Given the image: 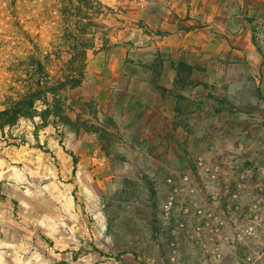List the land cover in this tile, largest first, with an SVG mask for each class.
I'll return each instance as SVG.
<instances>
[{
    "label": "rangeland",
    "instance_id": "1",
    "mask_svg": "<svg viewBox=\"0 0 264 264\" xmlns=\"http://www.w3.org/2000/svg\"><path fill=\"white\" fill-rule=\"evenodd\" d=\"M150 1L0 0V111L39 78L62 84L59 117L45 126L40 102L35 118L0 132V264H264V212L254 237L239 230L263 172L237 151L232 175L211 168L217 180L206 183L197 162L226 163L214 146L225 134L188 146V115L204 98L221 103L210 86L224 72L153 53ZM158 96L166 119L154 129ZM184 176L196 194H177Z\"/></svg>",
    "mask_w": 264,
    "mask_h": 264
},
{
    "label": "crops",
    "instance_id": "2",
    "mask_svg": "<svg viewBox=\"0 0 264 264\" xmlns=\"http://www.w3.org/2000/svg\"><path fill=\"white\" fill-rule=\"evenodd\" d=\"M143 19L153 35V53L179 59L193 71L224 72L210 86L213 91L221 87V103L213 110L204 98L200 109L188 115V146L202 148L221 128L225 135L214 146L232 143L264 174V0H151ZM233 76L237 80L231 82ZM201 80L208 85L203 75ZM151 109L157 118L153 128L158 129V122L166 119L159 96ZM145 111L142 107L137 118ZM172 119L161 124L169 148L175 146ZM205 131L209 138L200 139Z\"/></svg>",
    "mask_w": 264,
    "mask_h": 264
},
{
    "label": "built area",
    "instance_id": "3",
    "mask_svg": "<svg viewBox=\"0 0 264 264\" xmlns=\"http://www.w3.org/2000/svg\"><path fill=\"white\" fill-rule=\"evenodd\" d=\"M138 1L141 0H134L135 3H138ZM234 154H237V150L234 149V147L232 146V143L230 142H226L225 145L219 147L217 149V155L220 158H225L226 163H223L221 161V159H215L214 163L212 164L213 166H208L205 164L203 158L199 159V161L197 162L198 167L201 169H203L205 171L204 173V179L206 183H211L217 180V177L215 174H213L212 169H215L216 171L220 170L225 176H231L233 171H234V162L232 161V159L234 158ZM170 184H173V181L170 180L169 181ZM192 184H191V179L188 176H184L182 178V187L181 188H177L176 192L177 194H182V195H186L188 193L191 194H196V191L193 190L191 188ZM242 187L239 185L238 189L240 190ZM216 189H212L210 194L216 195L217 198L220 197L219 195V191L216 193ZM225 193L227 196H229L234 202H237V200L240 198V193L236 192V191H231L229 189V187L225 188ZM174 200H170L168 202L167 205V209L171 210L174 208ZM228 211H230V209L228 208ZM264 212V180H260V182H258L255 185V189L254 191H252V202L250 204V208H249V215L251 216V221L248 224V227H241L239 228L240 232L242 231L247 237H254L255 236V232L257 227L260 225L262 218L261 215ZM227 214H229V212H227ZM234 215V213H232ZM219 224L223 227V228H227L228 226H231V219L230 218H224L223 216H220L219 218ZM236 225V224H235ZM207 228H212V224L210 222H207L206 224ZM182 228L184 229V225H182ZM226 240L228 241V243H237L236 239H230L229 237H226Z\"/></svg>",
    "mask_w": 264,
    "mask_h": 264
},
{
    "label": "trees",
    "instance_id": "4",
    "mask_svg": "<svg viewBox=\"0 0 264 264\" xmlns=\"http://www.w3.org/2000/svg\"><path fill=\"white\" fill-rule=\"evenodd\" d=\"M39 67L42 68L41 66ZM61 88L62 84L56 87H48L43 83V79L39 78L36 88L32 89L29 94L27 93L17 101H11L5 110L0 111V132L16 126L21 120L35 118L38 115L36 105L40 102H44L48 106L46 110L38 115L44 121L45 126L49 123L50 118L59 117L62 114V104L59 102ZM49 97H51V101ZM76 172L77 160H75L74 174Z\"/></svg>",
    "mask_w": 264,
    "mask_h": 264
}]
</instances>
